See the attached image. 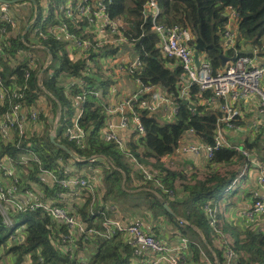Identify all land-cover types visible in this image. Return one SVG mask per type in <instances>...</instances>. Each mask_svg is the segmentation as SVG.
Here are the masks:
<instances>
[{"label": "trees", "instance_id": "trees-1", "mask_svg": "<svg viewBox=\"0 0 264 264\" xmlns=\"http://www.w3.org/2000/svg\"><path fill=\"white\" fill-rule=\"evenodd\" d=\"M47 1V9L50 11L48 21L56 22L55 11H59L65 0ZM146 1L112 0L108 4V13L111 19L120 22L119 32L126 42H131L134 45L142 58L143 69L138 70L135 76H138L145 86L161 90L165 97L174 100L178 105V113L171 120L158 112L152 113L142 106L145 101L150 99L149 95H143L134 103L133 108L145 128V133L140 136L135 133L136 141L130 138L128 148L139 159L150 157L160 159L165 155L172 154L178 146H181V140L189 130L203 138L207 144H212L217 118L221 112L217 116L198 105L195 109H191L185 103L186 99L179 97L181 93L180 81L184 70L178 65L175 58L164 56L158 47V38L152 31V23L143 18ZM26 2L37 3L39 13L46 9L44 0H26ZM159 3L162 9L160 23L168 26L179 25L189 29L195 35L194 39L189 40V46L195 49V45L198 44L201 48L199 52H203L216 69L224 67L222 55L231 58L235 53L234 49H226L223 41L227 7L232 6L239 13V36L236 40V48L244 53L242 45L240 47V39H245L248 43L256 46L264 44L262 41L264 38V0H159ZM18 19L21 22L20 18ZM24 20H27L26 17ZM0 26L6 28L7 32V34H0L1 79L12 93L15 88H21L23 95L20 99L21 104L30 110L38 105L41 96L38 79L39 67H36V64L30 65L31 60L26 56L29 48L23 42L20 26L13 29L11 25L1 21ZM113 36L118 37L116 34ZM41 42L49 48V52L53 56L51 65L44 71L50 77L49 79L43 78V85L55 99L47 94L48 110L39 111V122L46 121L45 125L49 128V114L55 117L59 106H62L60 124L65 128L66 123L74 114L73 107L76 105L77 97L84 96L85 99L81 103L83 109L81 125L87 134L83 143L77 144L70 141L63 137L62 133L56 141L67 145L76 152L80 159L91 158L94 155L105 156V159H110L115 165L122 169L124 167L128 172L129 167L125 163L126 153L120 150L114 141L106 139L103 135L107 120L105 97L109 92L110 84L104 79L100 58L107 52H113V49H109L108 45L104 43L96 51H91L89 55H91L93 65L86 70L85 59L70 60L68 58L65 42L62 40L48 36ZM43 53L48 54L47 51ZM26 73H29L28 77H26ZM71 80H83L85 82L84 89L79 88L76 83L71 86ZM95 92H98V95H95ZM198 92L199 87L194 86L190 98H193ZM16 101L12 95H9L4 103L0 104V120ZM47 112L48 116L45 117ZM29 137L39 156V162H32L31 170L24 171L21 167V182L23 186L32 188L30 181L38 179L41 168L63 174L65 172L60 169V160L63 159L68 163L72 156L56 146L47 133L42 135L35 130L29 133ZM19 142H21L19 135L17 137L13 135L11 139L6 140L0 133V156L18 157L17 144ZM253 145L247 142L243 147L249 151L252 150ZM244 156L233 147H223L215 152L210 163L222 162L225 166H230L235 162L234 158L236 157L246 161L247 157ZM249 164L251 165V163ZM221 169L223 167L215 171H208L202 177H197L195 174L189 176V179L182 184L186 196L178 197L175 203H171L173 206L181 205L186 219L191 224L198 226L206 234L211 232L214 237L219 236L218 227H221V232L230 229L228 225L221 226L217 204L236 177L234 171L224 169V172H220ZM163 170L164 172H161L159 177L167 189H174L175 182L182 177L168 169ZM103 174L106 186L105 196L116 202L121 201L126 195L122 187L123 173L113 168H107ZM60 190L59 187H55L53 190L45 189V194L54 196ZM71 192H75V190ZM83 193L84 200L72 204V209L75 211L72 213H76L85 223H96L97 228H102V223L110 218V211L105 208L103 213L93 215L92 210L102 211L99 207L100 201L97 199V195L93 201L91 195L84 191ZM59 201L61 206L66 207ZM155 202L158 204H154V206H159L162 212L169 215L171 219H175V216L167 212L158 200ZM207 205L213 209L212 213H209ZM11 213L19 221L18 227L26 223V227L20 228L21 235L23 234L25 239L19 243L12 242L10 236L16 229L4 224L3 217L0 215V255L15 256L14 260L5 264H25L28 259L30 264H133L134 262L135 248L128 244L120 233L110 239L98 237L89 242L78 241L74 257L69 258L61 241V235L68 233L66 225L55 221L41 211L21 212L15 215L14 212L11 211ZM262 217L263 215L256 220L248 221L245 225L239 223V227H232L230 229L234 237L232 242H228L223 236L219 237L218 246L213 249L221 260V264L226 263L227 251L233 252L235 264H264V220L261 219ZM212 219L215 221V225L210 224ZM179 228L183 235H191L193 241L184 264H188V262L205 264L202 262L203 257L199 247L202 244L204 248H207L205 243L201 239L199 243H195L198 234L191 225ZM212 244L214 245L213 242ZM88 248L92 249V253L83 257V253L79 252H88Z\"/></svg>", "mask_w": 264, "mask_h": 264}, {"label": "built area", "instance_id": "built-area-1", "mask_svg": "<svg viewBox=\"0 0 264 264\" xmlns=\"http://www.w3.org/2000/svg\"><path fill=\"white\" fill-rule=\"evenodd\" d=\"M112 0H65L59 11H55V21H48L50 11L47 9V0H44L45 11L39 13V5L34 2V12L29 20L28 29L21 31L24 44L29 48L26 56L30 58L31 64H36L39 67V86L41 94L38 103L47 94L53 96L43 85V71H45L52 63L53 56L49 52V48L44 46L41 40H46L48 36H52L57 40L65 42L68 55L73 56V48L79 49L82 59L86 60V70L92 65V58L89 53L96 51L104 43L107 45H121L125 41L123 35L119 32L120 22L111 19L108 13V4ZM162 9L159 0H147L144 5L143 18L145 21L152 23V31L158 38V47L163 55L169 58H175L178 65L182 67L186 77V85L181 89L179 97L181 99H189L191 90L194 86L199 87V94L203 92L210 93V99L226 98L229 100L220 104V109L223 112L221 123L225 127H235L240 117V110L235 103L244 100L251 95H257L260 99V111L264 112V66L258 64L261 50H264V44L261 47L253 48L249 53H242L239 48H236V40L239 36L238 21L239 13L236 8L229 6L226 9L227 20L224 22L223 41L226 49H234L235 53L233 60L228 62L222 69H216L207 57L199 56V63L195 62V49L189 46L187 35H190V30L179 25H163L160 23ZM19 15L12 4L0 2V21L11 25L13 29H17L23 22L19 21ZM81 23H83L81 25ZM94 27L95 30L104 32L105 38L99 39L96 34L89 29ZM0 34H7L6 28L0 26ZM118 36L117 38L113 35ZM33 37L38 39L37 43ZM116 38V39H115ZM47 51L44 54L45 65L41 71L39 59L35 51ZM126 70L130 75H133L136 81L140 84L138 93L124 100L125 106L130 109L127 116H123L119 124L109 120V114L116 111L115 108L109 107L106 104L107 120L106 126L103 129V135L106 139L114 141L120 150L126 153L127 159L140 171L144 183L155 182L164 192L173 194L170 189H167L162 181L157 178L156 173L146 166L137 155L128 148L130 135L121 137L117 129L128 128L131 120L135 126V132L140 136L144 135L145 128L140 122L137 112L134 110V103L143 95H153L154 101H150L145 106L152 113H161L169 119H174L178 113L177 103L165 97L161 90L152 86H145L135 76L136 72L143 69L142 58L136 55L127 66L120 67V70ZM2 66L0 65V104H3L9 95H12L17 101L14 102L11 109L4 113L0 120V133L4 139H11L12 136L21 138V142L17 144L19 150L18 157L14 158L9 155L0 156V215L3 217V222L8 227L16 229L11 234L10 240L14 243L22 242L25 237L21 235V229L26 227V223L17 226L19 221L14 218V215L21 212L41 211L49 215L55 221L63 223L68 228L67 234L61 235V241L67 250L70 257H73L78 248V241L89 242L100 237L110 239L117 234H121L125 241L135 247H143L151 251L152 257L141 264H184L189 253L190 240L182 237L180 242L175 247L167 245L165 242L158 239L153 233L145 230L142 224L138 221L123 224L113 218H107L102 223V228H97L96 223L87 224L72 209L71 206H61L58 201L65 198V192H85L92 196L93 201L96 199L95 181H91L84 174H68L55 172L51 169H40L39 176H49L53 180V186L59 187L61 190L56 192L54 196L45 194L43 190H36L22 185L21 182V167L24 171L31 170L32 162H39V156L36 153L33 142L29 137V133L35 124L39 123L40 117L38 109L33 107L28 110L21 104L22 98L21 88H15L13 93L5 85L1 79ZM42 73V74H41ZM29 73H26V77ZM71 86L76 83L79 88L84 89L85 82L83 80H71ZM98 95V92L94 93ZM85 97L79 95L76 101L78 111L66 123L65 128L60 124L62 116V106H59L57 120L53 126L54 131L51 135L57 133L58 127L62 126V136L75 143H83L86 137V131L81 125L83 117V109L81 103ZM47 110V109H46ZM57 113V112H56ZM56 115V114H55ZM67 119V118H65ZM55 117H53L54 124ZM60 124V125H59ZM52 128V129H53ZM192 131V130H191ZM61 136V135H60ZM214 141L212 144H195L185 145L182 150L199 152L204 151L208 160H212L215 152L220 148L229 147L222 126H218L213 135ZM240 153L249 158V152L245 149L237 148ZM98 156H92V161H96ZM107 160V168L116 169L122 173L124 170L115 165L110 159ZM124 175V174H123ZM258 186L264 193V171L261 170L257 178ZM65 190V191H63ZM80 202V201H79ZM209 213H212V208L206 206ZM103 211L96 212L92 210V214H100ZM245 216L249 221L256 220L264 215V194L260 191L254 193V202L252 206L245 211ZM181 224H185L182 221ZM211 225H215V221L210 220ZM202 252V251H201ZM206 264H213L211 259L203 255ZM25 264H30L29 259ZM235 264L234 254L232 251L226 252V263Z\"/></svg>", "mask_w": 264, "mask_h": 264}, {"label": "crops", "instance_id": "crops-1", "mask_svg": "<svg viewBox=\"0 0 264 264\" xmlns=\"http://www.w3.org/2000/svg\"><path fill=\"white\" fill-rule=\"evenodd\" d=\"M89 29L92 30L96 34V37H98L99 39L105 38V34L102 31L95 30L94 27H89ZM241 45L243 48L242 51L244 53H249L255 47H261L250 44L245 39H240V47ZM107 47H109V49H113V52L110 51L105 53L100 58V64L113 75L114 73L112 70H120V67L127 66L129 62L133 60L136 55H138L134 45H132L131 42H124L123 44L116 46L108 45ZM72 54L73 56L68 55V58L70 60H76L81 57V53L77 48H73ZM199 56L206 57L203 52H199ZM258 64L260 66H264V50H261L260 52ZM44 74L42 75L43 78ZM120 78L121 79H112L115 86H113L112 88L110 87L109 92L105 97V103L108 104L109 107H113L116 109L115 112L109 114V120L113 121L116 124L120 123L123 116H127L130 113V109L127 106L123 105L124 100L138 93L140 88V84L135 80V77L133 75L120 71ZM186 83L187 81L184 73L180 81V89L185 87ZM152 98L153 95L150 99H148V103L150 101H154V99ZM188 100L190 103L194 102L195 104H192L195 107L197 105L201 106L205 111L215 113L217 114V116L221 112V114L217 118V127L219 125L223 127L225 139L227 143H229V147L226 148L233 147L235 149H244L243 146L247 144V142L252 143L254 144L252 150H247L251 153V156H249L246 161H242L243 159H239L238 157H236L234 158L235 162L231 163L230 166H225V164L222 162L210 163V160H208L207 155L204 151L184 152L182 150L185 145L206 143L204 142L203 138H200L194 132L189 130L181 140V146H178V148L172 154L165 155L160 159L154 157L144 159L142 158V161L145 162L146 165H148L156 173L157 178H159L161 181L162 179L159 177V174L161 172H164L163 169L173 171L182 177L175 182L174 189H170L173 194L164 192L163 189L155 182L150 181L149 183H144L140 171H138L135 166L129 160H127V157H125V163L129 167V170L127 172L123 167L124 178L122 187L125 190L126 195L119 202H116L111 198H107L105 196L106 186L104 183L103 174L107 169V160L105 159V156H98L96 161H92L89 158H79L78 161L77 159L72 157L68 160V163L62 159L60 160V169L68 174H84L88 176L91 181H95L97 184L96 195L97 199L100 201L99 207L102 211L107 208L110 211L109 217L117 221H121L123 224H130L138 221L142 224V227L145 230L153 233L158 239L165 242L171 247H175L176 245H178L180 239L183 236L188 238L191 243L193 242L191 239V235H183L179 230L180 226L185 227L187 225H191L198 234V236L196 235V240L198 242L196 241L195 243H199V240L201 239V241L204 242L207 247L204 248L202 244L201 246L198 244L199 247L203 250L202 254L207 257L210 256L209 258H211L213 264H221V260L213 249L215 246H218L219 237L223 236L224 233H226V240L228 242L234 241L233 232L230 229L232 227H239V223L243 225L248 223L249 220L246 218L244 213L252 206L254 202V193L256 191H260V193L264 194L263 191H261V189L259 188L257 182V178L260 175L261 170L264 171V112L260 111V99L258 96L251 95L244 100H240L239 102L235 103V105L240 110L241 115L238 119L237 125L235 127L229 128L225 127L224 123H221L223 112L220 109V104L228 101V97L212 100L210 99V93H198L197 95H194L193 98H189ZM36 108L48 110L47 99L43 97L38 105H36ZM161 113L164 114V112L162 111L160 112V114ZM47 116L48 112L45 114V117ZM53 117L54 116H52V114H49L48 116L50 129L45 125L44 121H41L34 125L31 132H34L36 130L38 134L43 135L45 132L48 134V132L53 128ZM46 128L49 130H45ZM117 132L121 137L130 135L131 138L135 139L134 141H136L135 126L132 120L128 128H118ZM56 139H59V136H57L55 140ZM139 153H141L140 150ZM247 161L249 162L246 163ZM77 162L83 164L79 165ZM249 163H251V165ZM222 167L223 169L219 170L220 172H224V169L228 171L231 170L236 173V177L233 180L231 187L228 188L227 191L224 189L226 193L222 196L221 200L217 204V207L220 211L219 219L221 222V226L225 227V225H228L230 229L225 232H221L219 230V236L214 237L211 232L206 234L201 228L194 224H191L186 219L183 213L184 209L181 205L173 206L171 205V203H175V200H177L178 197L181 198L186 196V194L183 192L182 184L189 179V176L195 174L197 177H202L206 175L208 171H215ZM30 184L32 185L33 189L39 191H45V189H55V187L53 186L52 178L45 175L43 177L38 176V179L30 181ZM162 184L164 185L163 182ZM64 194L65 198L60 200L59 202L64 204L65 206H71L72 204H75L79 201L81 202L85 197L83 192H65ZM165 195H167V197H165ZM135 196L140 197L144 200V208L139 209L135 207V204L133 203ZM151 196H154L155 198L152 199ZM222 199L224 200L222 201ZM155 200H158L163 206L164 204H167L172 210L173 213L171 214L175 216V219H171L169 215L162 212L159 206H154V204H158L155 202ZM229 208H231V215L227 218H224L223 213ZM166 211L169 212L167 209ZM261 219L264 220V215ZM182 221H185V224H181ZM212 242L214 243L213 246ZM133 247L135 248L136 253V257H133V264L144 263L148 260V258L153 256L151 251L146 248L135 246ZM88 249L89 251L87 252L86 256L92 253V249ZM65 252L67 253L66 249ZM82 256L85 257L83 254ZM69 258L72 257H70L69 255ZM14 259L15 256L13 255H0V264L9 263ZM203 261L204 259L202 258V262ZM188 264L192 263L188 262Z\"/></svg>", "mask_w": 264, "mask_h": 264}, {"label": "rangeland", "instance_id": "rangeland-1", "mask_svg": "<svg viewBox=\"0 0 264 264\" xmlns=\"http://www.w3.org/2000/svg\"><path fill=\"white\" fill-rule=\"evenodd\" d=\"M26 1H22V2H18L17 4H13V7H14V9L17 11V13H18V15H19V18H20V20L22 19H24L25 17H26V19L27 20H29L31 17H32V14H33V12H34V6H33V4H31V3H29V2H26ZM30 21V20H29ZM29 21L27 22V23H25L24 21L20 24V29H21V31L22 32H24L26 29H28V26H29ZM104 33V32H103ZM33 39L37 42V43H39V41H38V39H36L35 37H33ZM263 41H264V39H263ZM35 54H37V56H38V59H39V65H40V67H41V71H43L44 70V65H45V61H43V59H44V54H43V52H41L40 50H37V51H35ZM80 58H82V56L80 57ZM103 67V70L105 71V73H104V79L105 80H107L108 81V83L110 84V87L112 88L113 86H115L114 85V82H113V80L112 79H121L120 78V71L121 72H123V73H127V74H129L125 69L124 70H118V69H115V70H112L113 71V73H114V75L112 74V73H110L109 71H107L106 70V68L104 67V66H102ZM107 71V72H106ZM43 74H44V71H43ZM49 74H47V73H45L44 74V79H49ZM254 96H257V95H254ZM52 98L53 99H55V97L54 96H52ZM48 98H47V102H48ZM147 103H148V100L147 101H145L143 104H142V106H146L147 105ZM75 106V105H74ZM59 108H58V110H57V113H56V115H55V120H54V124H53V126L55 125V123H56V120H57V114L59 113ZM78 111V108L75 106V107H73V112H74V114L76 113ZM73 114V115H74ZM164 119H166V118H164ZM46 122V121H45ZM60 125V124H59ZM52 126V127H53ZM50 129V128H49ZM49 129H45V130H49ZM54 131V128L52 129V130H50L49 132H48V135L51 137V132H53ZM46 133V132H45ZM249 156H251V153L249 152ZM138 157V156H137ZM256 157H257V155H256ZM139 158V157H138ZM141 159V161H142V158H140ZM128 160V159H127ZM143 162V161H142ZM145 165H146V163L145 162H143ZM147 166V165H146ZM148 167V166H147ZM190 173V172H189ZM188 173V174H189ZM240 183V182H239ZM125 187H127V186H125ZM221 194V193H220ZM135 199H134V201H133V203L135 204V207L136 208H139V209H142V208H144V200L143 199H141L140 197H134ZM118 204V203H117ZM231 215V208H229L227 211H225L224 213H223V216H224V218H227L228 216H230ZM220 228L221 227H218V231L220 230ZM223 237H225V238H227V235H226V233H224V235H223ZM212 246H213V244H212ZM203 248V247H202ZM204 249V248H203ZM201 251H203L202 249H201ZM79 253H83V255H85L86 256V254H87V252L86 251H80ZM201 255H202V252H201ZM3 256H5L4 254H3ZM203 263H204V261H203Z\"/></svg>", "mask_w": 264, "mask_h": 264}, {"label": "water", "instance_id": "water-1", "mask_svg": "<svg viewBox=\"0 0 264 264\" xmlns=\"http://www.w3.org/2000/svg\"><path fill=\"white\" fill-rule=\"evenodd\" d=\"M22 1H26V0H0V2L3 3H8V4H17L18 2H22ZM34 1V0H33ZM194 39L195 35L193 33L190 32V35H187V39L189 38ZM200 46L198 44L195 45V62L198 64L199 63V50H200ZM233 57H228L225 55H222V64L223 66H226V64L228 62H230L231 60H233ZM185 103L188 104L190 106L191 109H195V106L189 102L188 99L185 100ZM62 131V126L60 125L57 129V133L55 135H51V140L54 142V144L60 148H62L63 150L67 151L73 158L77 159L79 161V157L77 156V154L70 149L67 145L63 144V143H59L55 140V138L57 136H60ZM164 207L170 212L173 213L172 210L169 208V206L167 204H164Z\"/></svg>", "mask_w": 264, "mask_h": 264}]
</instances>
